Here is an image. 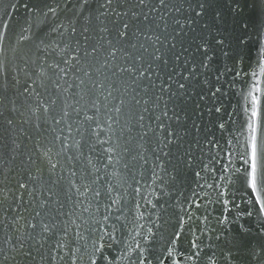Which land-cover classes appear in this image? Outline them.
<instances>
[{"label": "snow or ice", "instance_id": "snow-or-ice-1", "mask_svg": "<svg viewBox=\"0 0 264 264\" xmlns=\"http://www.w3.org/2000/svg\"><path fill=\"white\" fill-rule=\"evenodd\" d=\"M93 3H98V0H76L72 6L77 23L83 19L85 26L78 33L75 24L71 25L69 43L60 50V53H71L67 58L61 56L32 71L20 69L26 77L23 82L18 76L9 79L7 62L0 60V163H3L5 154L11 152V160L19 157L23 165L18 173L22 178L16 181L15 191L11 183L13 177L0 171V210L6 215L17 214L13 218L17 231L21 227L19 221H25L24 231L16 237L19 247L13 244L10 252L0 247V264H34V251L48 264L57 256L64 264H101L104 261L112 264V261L124 258L122 254L109 260L111 252L104 255L117 242L123 243L115 235L121 230L116 225L121 222L129 204L140 209V201L151 205L153 210L171 208L179 214L180 228L187 224L192 236V251L186 260L234 264L236 256L231 249L236 248L251 256L257 264H264V255L257 254L241 240L227 239L222 228L212 227L207 211L203 215L198 214L199 203L194 204L195 211L186 208L184 205L193 204V200L184 197L177 187L181 168H191L195 158L190 150L180 155L182 138L172 125H180V112L184 111L180 102L189 97V85L197 79L196 53L203 57L200 66L204 69L209 68L212 59L208 56L209 44L203 38L194 37L191 43L186 41L189 31H194L192 25L195 21L191 16H184L185 5L199 18L209 7L208 0H172L171 4L169 0H103L95 9ZM251 6L256 14L257 64L260 75H264V0H252ZM146 7H149L148 12L144 11ZM154 12L162 15L157 18L151 15ZM48 13L55 16L57 9L48 7L44 15ZM165 17L169 19L165 20ZM159 20H164L163 26ZM2 27L6 30L8 25ZM4 39L5 33L0 31V51H3ZM37 40V51L44 52L49 45L44 38L37 37ZM215 43L223 45L224 40L217 39ZM32 64L36 65V61ZM252 75L258 74L253 72ZM117 82L124 87L123 93H120ZM129 88L135 94L132 105L125 99ZM219 91V88L215 89V92ZM260 92L258 78L249 92L250 118L242 125L246 126L247 136L241 153L245 167L240 176L253 202L259 206L260 215L264 216V105L261 97L255 94ZM198 95L200 100L205 99L203 94ZM220 111L219 107L215 108L216 113ZM17 115L25 117L23 124L28 128L21 127L10 145L4 133L9 128L16 130L14 117ZM219 127L223 129L224 125ZM127 157H131V167ZM121 164L125 170L123 182L132 189L131 192L127 189L121 192V185L112 184L111 178L118 174ZM137 166L143 169L140 179L131 174ZM207 167L204 165L205 169ZM227 171L225 168L224 172ZM236 171L240 172L239 169ZM148 172H151L154 188L159 189L155 201L149 198L152 193L146 194L141 185ZM25 175L26 179L23 178ZM129 175L131 183H128ZM194 175L202 178L200 171ZM220 179L230 178L221 176ZM25 194L32 199L25 201ZM165 196L169 199L161 205L160 198ZM196 196L198 193L193 192V197ZM222 196L224 192H219L217 200ZM129 197L131 199H127ZM173 199L175 204L171 203ZM18 200L20 205L13 207ZM224 203L226 205L227 201ZM24 204L31 206V211L24 208L28 216L20 214V207ZM93 206L95 213L90 211ZM69 207L71 211H66ZM101 207L106 214L100 212ZM76 209H81L79 214ZM84 213L88 214L87 218H84ZM71 216L76 218L69 220ZM96 216H100L103 223ZM142 218L141 212L137 219ZM225 223L226 218L216 220V225ZM148 232L151 233L152 229ZM209 232L215 234V244L204 243L203 237ZM181 236L182 231H174L171 243L175 245ZM25 239L33 241L27 250ZM142 239L144 243L137 242L128 253L129 259L131 253H135L132 264H152L149 236ZM45 245L48 247L46 254L41 251ZM53 252L56 256L52 255ZM261 253H264V246ZM172 254L173 249H170L168 255ZM237 264H251V261L241 255Z\"/></svg>", "mask_w": 264, "mask_h": 264}, {"label": "water", "instance_id": "water-1", "mask_svg": "<svg viewBox=\"0 0 264 264\" xmlns=\"http://www.w3.org/2000/svg\"><path fill=\"white\" fill-rule=\"evenodd\" d=\"M26 0H0V31L7 35L16 16L23 7ZM7 24V29H3V25Z\"/></svg>", "mask_w": 264, "mask_h": 264}]
</instances>
